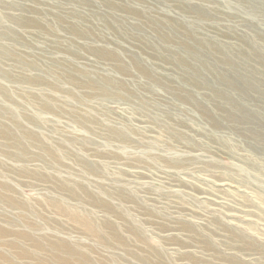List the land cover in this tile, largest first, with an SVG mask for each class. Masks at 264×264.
<instances>
[{
	"label": "rangeland",
	"instance_id": "1",
	"mask_svg": "<svg viewBox=\"0 0 264 264\" xmlns=\"http://www.w3.org/2000/svg\"><path fill=\"white\" fill-rule=\"evenodd\" d=\"M0 264H264V0H0Z\"/></svg>",
	"mask_w": 264,
	"mask_h": 264
},
{
	"label": "bare ground",
	"instance_id": "2",
	"mask_svg": "<svg viewBox=\"0 0 264 264\" xmlns=\"http://www.w3.org/2000/svg\"><path fill=\"white\" fill-rule=\"evenodd\" d=\"M124 172V171H123ZM147 176V175H146ZM214 186V185H213ZM199 188V187H198ZM213 197V196H212ZM212 201V200H211ZM224 204V203H223ZM245 214V213H244ZM233 221V220H232ZM173 251V250H172Z\"/></svg>",
	"mask_w": 264,
	"mask_h": 264
}]
</instances>
